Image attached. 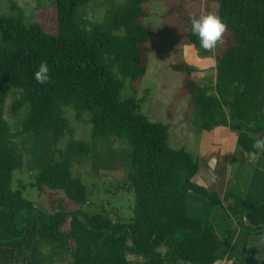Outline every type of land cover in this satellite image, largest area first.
Segmentation results:
<instances>
[{
  "label": "trees",
  "instance_id": "1",
  "mask_svg": "<svg viewBox=\"0 0 264 264\" xmlns=\"http://www.w3.org/2000/svg\"><path fill=\"white\" fill-rule=\"evenodd\" d=\"M89 1L53 0V33L37 21L26 25L20 13L0 16V264H53L64 254L70 264H130L128 254L144 258L141 264H214L229 248L231 235L221 238L210 221L191 216L187 196L195 192L220 207L233 198L230 209L238 220L243 201L230 190L220 198L192 181L197 160L169 146V123L151 122L137 99H121L119 75L137 89L153 52L151 41L161 31L202 57H214L216 78L210 86L197 80L187 61L170 64L184 77L175 97L186 101V119L196 115L201 130L237 131L241 152L235 159L243 164L245 153L259 152L254 144L264 134V0H163L159 29L145 22L152 0H126L103 24L79 13ZM209 12L226 29L216 47L204 50L189 17ZM41 62L50 69L44 84L33 75ZM12 90L19 93L13 114L27 107L15 133L4 114ZM67 108L77 116L88 114L90 142L74 139L63 114ZM20 134L32 137L28 168L36 172L33 182L12 188L13 173L24 166L15 140ZM65 136V147L54 152ZM107 137L130 146L122 160H129L125 189L134 193V206L125 222L84 211L88 188L72 174L74 163L87 159L95 142ZM27 186L38 196L46 190L61 195L47 198L52 209L43 211L24 197Z\"/></svg>",
  "mask_w": 264,
  "mask_h": 264
},
{
  "label": "rangeland",
  "instance_id": "2",
  "mask_svg": "<svg viewBox=\"0 0 264 264\" xmlns=\"http://www.w3.org/2000/svg\"><path fill=\"white\" fill-rule=\"evenodd\" d=\"M126 0H91L79 7V13L92 22L103 24L108 17L122 11ZM14 6L12 7V5ZM53 0H0V16H11L20 13L23 22L29 25L35 21L43 24L48 32L55 31L52 12ZM52 7V8H51ZM15 8V9H14ZM51 8V9H50ZM164 10L163 0L151 1L152 15L145 19V22L155 28H162L161 14ZM52 16L49 18V16ZM162 30V29H161ZM158 34L152 41L153 52L149 58V64L144 77L137 89L129 78L119 75L124 82L121 91V99L133 97L139 101L140 112L151 122L169 123L168 144L173 149H185L193 153L189 148L187 136L178 135V127L195 126L199 129L197 116L186 119L185 111L187 103L184 100L176 99L175 95L181 88L183 74L170 68L171 63L185 60L196 68L194 76L205 85H212L216 78V61L214 57H202L198 50L189 44H180L173 35ZM19 93L16 90L9 92L4 108L5 118L8 121L12 132H19L22 128V121L26 115L27 107L20 108L16 114L12 112V105ZM63 114L69 119L74 127V139L90 142L91 125L88 122V114L77 116L73 109L67 108ZM24 156V166L13 173L12 188L18 184H30L31 177L36 170L31 171L28 163L32 155L28 151L32 140L29 134H20L16 139ZM69 137L65 136L59 140L54 152L65 147ZM24 142H27L24 144ZM130 146L126 140L114 137L100 138L94 144L93 153L87 158L74 163L72 174L79 177L88 188V202L83 208L89 214L101 212L113 221H127L133 215L134 193L127 191L125 186L128 163L122 160L127 157ZM115 155V158H114ZM38 196L37 190L26 187L24 197L32 200L36 206L43 211L52 209L47 198L57 199L61 194L48 192L47 190ZM130 264H141L145 261L141 256L128 254ZM72 260V259H71ZM61 261V262H60ZM60 261L53 264H70L69 256L64 254Z\"/></svg>",
  "mask_w": 264,
  "mask_h": 264
},
{
  "label": "crops",
  "instance_id": "3",
  "mask_svg": "<svg viewBox=\"0 0 264 264\" xmlns=\"http://www.w3.org/2000/svg\"><path fill=\"white\" fill-rule=\"evenodd\" d=\"M178 127V135L187 136L191 155L199 164L192 181L223 198L234 192L243 201L238 220L230 209L233 198L224 207L211 205L206 197L190 192L187 196L189 214L208 220L221 238L231 235V244L222 259L214 264L264 263V150L245 153L243 164L235 159L241 152L237 131L230 126H217L210 131ZM264 139V134L259 136ZM263 228L261 231H256Z\"/></svg>",
  "mask_w": 264,
  "mask_h": 264
},
{
  "label": "clouds",
  "instance_id": "4",
  "mask_svg": "<svg viewBox=\"0 0 264 264\" xmlns=\"http://www.w3.org/2000/svg\"><path fill=\"white\" fill-rule=\"evenodd\" d=\"M189 24L192 34L198 37L199 45L204 50H211L216 47L226 29V24L222 19L212 12L202 14L199 17L190 16ZM49 72L48 64L41 62L34 71V79L38 83L44 84L49 80ZM254 147L264 150V139H257Z\"/></svg>",
  "mask_w": 264,
  "mask_h": 264
}]
</instances>
